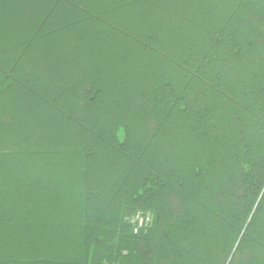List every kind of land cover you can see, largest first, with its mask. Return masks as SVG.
I'll use <instances>...</instances> for the list:
<instances>
[{"label":"trees","instance_id":"obj_1","mask_svg":"<svg viewBox=\"0 0 264 264\" xmlns=\"http://www.w3.org/2000/svg\"><path fill=\"white\" fill-rule=\"evenodd\" d=\"M225 1L0 0V264H264V2Z\"/></svg>","mask_w":264,"mask_h":264},{"label":"rangeland","instance_id":"obj_2","mask_svg":"<svg viewBox=\"0 0 264 264\" xmlns=\"http://www.w3.org/2000/svg\"><path fill=\"white\" fill-rule=\"evenodd\" d=\"M83 3L81 4V5H83L84 4V6H89L90 8H95L96 7V5L98 6V7H101V5H99L100 3H104V0H102L103 2H100L99 0H81ZM202 1H209V2H215V3H217V2H219L220 0H199V2H202ZM221 1H224V3H225V5L224 6H227V4H226V2L227 1H225V0H221ZM262 1V3L264 2V0H255V2L257 3V4H259L260 2ZM103 7V6H102ZM101 7V8H102ZM144 7H149V5H144ZM132 10H133V15L134 16H137V15H139L140 16V11H141V9H143V6H142V4H135V5H133L132 6V8H131ZM137 10V11H136ZM67 11V10H66ZM138 11H139V14H137L138 13ZM63 12H64V10H63ZM143 13H147V14H145V17H142L141 19H144V21H146L148 24H150V23H152V22H155V19H152L153 17H155V14L151 17V18H148L147 17V15H149L150 13H148V12H144V11H142ZM135 13L137 14V15H135ZM65 14H70V15H72V16H75L76 18H77V14H76V12H70V11H67V12H65L63 15H65ZM79 14V13H78ZM15 15H16V17H17V15L18 14H14V17L13 18H16L15 17ZM63 15H58V17L57 18H59V19H61V17L63 18ZM125 15V14H124ZM143 15V14H142ZM10 19H12V17H9ZM109 18H110V20H112V21H115L116 20V18L114 17V16H111V14H109ZM17 19V18H16ZM113 19H115V20H113ZM141 19H140V22H141ZM7 20V19H6ZM59 21V20H58ZM11 21L9 20L8 21V23L9 24H11L10 23ZM133 22H134V25L133 26H135V28H137L136 30H140L142 33L143 32H145V33H154L155 34V29H153V28H149V26H145V28L144 29H142L141 28V26H140V23L139 22H136V21H134L133 20ZM139 23V24H138ZM138 25V26H137ZM150 25H152V24H150ZM153 25H155V23H153ZM0 29H1V24H0ZM193 29V26L192 27H189L188 26V29H186L185 30V32L186 33H191L190 31ZM136 30H134V31H136ZM150 30H152V31H150ZM55 30H53L52 31V33H55L54 32ZM160 33H162V32H160ZM165 32H163L162 34H164ZM93 34V33H92ZM92 34H88L87 32H86V34H84L83 35V37L84 36H93ZM137 34V33H136ZM53 37V35L49 38V40L51 39ZM49 40H47L48 42H49ZM97 45V44H96ZM52 47H54V46H52ZM52 47L50 48V49H52ZM55 48V47H54ZM35 50V49H34ZM33 55H31V61H32V63L34 62V61H36L37 59L39 60V56L38 55H36V54H34V53H32ZM4 59H0V63L1 64H3L4 63V61H3ZM102 60H104V59H102ZM5 64V63H4ZM87 64H89V63H87ZM78 78V80H79V82L80 83H82V85H80V88H82L83 90L82 91H80L79 93H80V96L81 97H83V98H81V100H80V102H76V98H72L71 97V95L70 96H67V99H69L70 101H68V100H65V98H66V96L65 95H60L59 96V98H60V102L59 103H57V104H55V106H54V108H56V109H59V110H61V109H64V110H66V111H69L72 115H73V117L77 114V112H78V109H79V111L81 112L82 110H84L85 108H86V104L85 103H83L84 101H86L87 99H86V93H87V85H85V82H83V81H85V79H81V78H79V77H77ZM101 83H106L104 80L103 81H101ZM107 85V84H106ZM40 88H43V82H42V85H40L39 86ZM40 88H39V90H40ZM50 90H52V88L50 89ZM54 92H51L50 94H53ZM67 93H69V92H67ZM55 94V93H54ZM69 94H72V93H69ZM76 94V93H75ZM75 94H73V95H75ZM58 96V95H57ZM74 99V100H73ZM107 98H103V100H106ZM115 98H113V100H114ZM108 101L107 102H105V104L106 105H108ZM106 107V106H105ZM53 108V111H52V117H50L49 115H48V118L47 117H43L42 119H52L50 122H51V124L53 125V124H58V128H60V127H62V128H65V129H69L70 131L69 132H71L72 131V129H76L77 127H76V125H78L79 124V122H78V119L77 118H65V115H63L62 113L61 114H59V113H57L56 111H55V109ZM107 108V107H106ZM106 108H104V109H106ZM104 109L102 108V107H100V111L99 110H97V109H93V110H91V111H93V113L91 114V115H93L94 114V116H98V114L100 113V112H102V113H105L104 112ZM50 111H51V109H50ZM81 115V114H80ZM64 116V117H63ZM40 117V116H39ZM95 123V122H94ZM146 123V122H145ZM47 124H50V123H48L47 122ZM50 124V125H51ZM36 129V127L35 126H31V128L30 129H28L29 131V135L30 134H33L35 131H37V130H35ZM13 135H15V134H13ZM12 135V136H13ZM58 136H60V135H58ZM65 142V141H64ZM74 143V142H73ZM155 143V142H154ZM77 145H79L78 143H77ZM155 147V146H154ZM115 155L117 156V154L115 153V152H113V151H111L110 153H107L106 154V157L105 158H103V162L105 163V164H107V163H109L110 161H111V159L112 158H114L115 157ZM96 159V158H95ZM95 159H93V160H91L90 162H89V167L92 165V164H94V162H95ZM100 162H102V161H100ZM99 161L97 162H95V164L97 165L98 163H100ZM78 172L76 171V174H77ZM72 174V173H71ZM110 177H107V176H104V178H103V180H108ZM75 186V185H74ZM60 207V206H59ZM59 209V208H58ZM58 209L56 210V211H58ZM137 212H139L140 214H138V216H139V218H142L143 216L144 217H146V215H148V217H149V221L147 222V224H150V222H151V213L149 212V211H137ZM134 219H136V215L134 216L133 215V217H131V220L130 221H132L133 220V222H131L132 224H133V226L134 225H136L135 224V221H134ZM146 228V227H145ZM58 229H60V232H57L58 230H54L53 232H57V233H55L57 236H56V238H59L60 240H64V242L67 244V245H69V246H72L73 244L72 243H74V241H71V239L72 238H74L75 236H72V235H68L69 233V230H71L70 228H67V227H63V226H61L60 228H58ZM141 229V227L138 229V231ZM65 233H66V235H65ZM64 234V235H63ZM54 239H55V237H53ZM52 241V238L51 239H48L47 240V242H51ZM48 244H50V243H48Z\"/></svg>","mask_w":264,"mask_h":264},{"label":"bare ground","instance_id":"obj_3","mask_svg":"<svg viewBox=\"0 0 264 264\" xmlns=\"http://www.w3.org/2000/svg\"><path fill=\"white\" fill-rule=\"evenodd\" d=\"M90 30V28L88 27V25L87 24H84V25H80V27H79V29H77V31H75V37H72L73 38V40H76V39H78V40H80V41H84L85 40V36L83 37V35L86 33V32H88ZM69 37H70V35L68 34V33H66V32H61V33H58L55 37H53L52 38V40H51V43H54V47H55V49L56 50H60L61 49V51H64V49H66V50H70L73 46H72V44L71 43H69L70 42V39H69ZM50 42H44V43H42L41 45H40V49L41 48H44V50L45 51H43L44 53L45 52H47L48 50L50 51V50H52V49H50L52 46L50 45L51 44ZM64 45H66L65 47H64V49H63V46ZM53 47V48H54ZM38 50L39 51V53L40 54H42V52H41V50ZM38 54V53H37ZM39 54V55H40ZM105 57V59H107L108 60V58H109V55H107V56H104ZM36 63H42L43 64V66L44 67H49V66H52V63H50L49 62V60H44V58H41V59H37L36 61H35ZM52 70H54V69H52ZM53 72V71H52ZM56 74V73H55ZM54 75V74H53ZM149 220H147V219H145L144 217H142V218H140V224H141V229H143V228H145V227H147L149 224H147V222H148ZM137 229V227H136V225H134L133 226V231L135 232V230Z\"/></svg>","mask_w":264,"mask_h":264}]
</instances>
